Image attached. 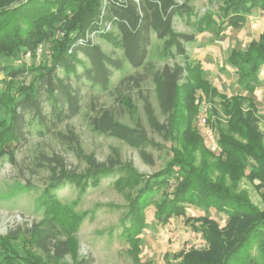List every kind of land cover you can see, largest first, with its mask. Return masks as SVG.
<instances>
[{
  "label": "trees",
  "instance_id": "16d2710c",
  "mask_svg": "<svg viewBox=\"0 0 264 264\" xmlns=\"http://www.w3.org/2000/svg\"><path fill=\"white\" fill-rule=\"evenodd\" d=\"M19 1L0 0V56L19 60L18 65L0 63V112L4 114L0 115V161L6 158L15 164L16 153L26 144L28 126L33 123L39 136L51 135L67 144L86 166L83 172L76 173L66 168L58 154L40 156L49 172L41 200L42 218L23 232L10 231L0 236V264H61L67 255L75 261L74 235L83 216L62 204L54 191L69 183L83 194L106 177H116L113 184L117 190L135 189L131 195L128 193L119 234L129 244L135 262L140 252V235L147 227L145 210L153 204L158 225L181 217L183 224L205 242L204 248L179 251L174 256L178 264H264V133L258 126L253 99L264 67V25L258 38L245 49L229 51L227 63L234 70L235 85L243 93L227 95L210 85L200 62L190 60L185 45L194 41L195 34L174 30L175 17L192 15L191 7L184 2ZM256 10L264 11V0H222L216 13H207L197 22L196 33L208 31L217 21V28H239L245 17ZM57 27L65 33L62 39L53 40ZM93 34L120 50L129 67L143 70V74L123 76L118 84L132 80L138 86L142 77L148 76L156 87L165 122H159L148 100L144 114L152 132L170 144V156L162 169L151 175L137 173L121 161L117 151L98 162L82 152L73 130H59L61 124L80 112L81 95L76 83L107 91L114 72L124 70L123 59L95 44L90 38ZM49 39L50 63L28 65L26 53L34 57L36 46ZM155 42L159 45L158 60L171 59L173 65L155 66L150 55ZM197 90L210 99H219V109L213 111L220 147L217 155L202 145L193 124V95ZM126 108L134 118L132 103ZM88 125L93 132L114 137L138 150L149 165L153 164V156L147 148L164 149L148 136L140 118L127 126L102 109L89 118ZM242 177L255 183L262 196V208L235 191L236 181ZM226 179L234 183L231 189L224 184ZM170 180L172 189L154 202L157 192L170 187ZM187 207L205 214L214 209L226 217L225 223L220 226L206 215L189 216ZM74 263L87 264L85 260Z\"/></svg>",
  "mask_w": 264,
  "mask_h": 264
},
{
  "label": "rangeland",
  "instance_id": "374dc122",
  "mask_svg": "<svg viewBox=\"0 0 264 264\" xmlns=\"http://www.w3.org/2000/svg\"><path fill=\"white\" fill-rule=\"evenodd\" d=\"M20 0L19 2H23ZM191 7L192 15L187 17H175L173 27L177 32L195 34L193 42L185 45L190 60L200 62L204 75L211 86L220 92L230 95L232 93H243L235 85L234 70L227 63L230 50H243L249 42L256 40L264 25V11H253L245 17V21L239 28H217V22L212 24L209 30L196 33L197 22L207 13H216L221 6L222 0H177ZM17 4V3H16ZM205 24V23H204ZM205 25H202V28ZM218 30L221 32L218 35ZM64 30L57 27L52 35L53 40H60L64 36ZM95 44L107 52L121 59L122 53L115 49L96 34L90 35ZM51 39V40H52ZM51 40L39 43L35 48L34 57L28 52L24 56L29 65L44 62L50 63ZM158 43L155 42L150 48L151 60L156 67L173 65L174 60H158L156 57ZM19 60L6 59L0 56V63L18 65ZM124 61V59H123ZM143 74L141 69H133L124 61V70L115 71L111 79L112 85L109 90L101 91L98 87L89 84L76 83L81 95V109L78 115L71 120L61 124L59 130L66 132L73 130L78 137L80 148L85 155H92L96 161L104 162L113 151H117L123 163L131 165L141 175H151L160 169L169 160V143H165L160 136L153 133L149 128L144 114V104L148 100L153 112L160 123L165 122L161 114L156 98V87L150 77H142L138 86L132 80L118 84L119 80L126 75ZM261 85L255 92L253 99L257 107L258 126L264 133V67L261 69ZM263 74V75H262ZM61 75V73H60ZM3 79L0 73V80ZM21 83L22 79H17ZM23 81H29L24 79ZM185 81V80H184ZM1 86V84H0ZM193 104L196 107L193 124L202 145L213 154L220 152L217 144V131L213 125L215 114L213 111L219 109V99H210L206 94L197 90L194 93ZM211 100V101H210ZM132 103L134 118H131L126 108ZM102 109L110 111L114 117L127 126L133 125L135 118H140L147 130L148 136L155 142L161 144L164 149L157 151L147 148V152L153 156V164L149 165L141 159L138 150L129 147L124 142L107 135L93 132L89 125V118ZM0 115L4 114L0 112ZM218 117H221L219 115ZM210 132L211 141L207 133ZM60 155L68 170L81 173L85 168L83 158L77 156L71 148L51 135L39 136L33 123L28 126V139L16 153L15 164L9 163L6 158L0 161V236L10 231L23 232L32 224L42 218L41 200L43 190L49 179V172L42 165L40 156ZM116 177L103 178L97 187H90L83 194L69 183L59 186L54 194L57 199L74 213L83 216V220L74 235L76 240L75 261L71 255L65 256L64 264H77L74 262L85 260L87 264H178L175 255L187 246L205 247V242L198 234L191 231L183 224V218H172L166 225L160 226L156 223L155 207L149 205L145 210L146 229L140 235V252L138 262H135L129 253V244L120 237V222L125 214L128 193L131 195L135 189L123 187L117 190L113 184ZM228 179V178H227ZM225 185L233 187L230 180ZM171 180L169 188H163L153 198L154 202L162 198L164 191L172 189ZM255 183L245 177L236 181L235 191L242 197H246L255 206L262 208L263 201L260 192L256 190ZM186 213L192 217L206 215L218 222L220 226L225 223V216L208 210L207 214L192 207L186 208ZM17 244H21L17 241ZM62 262H60L62 264Z\"/></svg>",
  "mask_w": 264,
  "mask_h": 264
},
{
  "label": "built area",
  "instance_id": "2783aa9c",
  "mask_svg": "<svg viewBox=\"0 0 264 264\" xmlns=\"http://www.w3.org/2000/svg\"><path fill=\"white\" fill-rule=\"evenodd\" d=\"M207 135L209 136L210 140L212 141V140H213V137H212L211 133L208 132ZM192 247H193V248H197V246H192ZM189 248H191V246H187L186 250H188ZM186 250H185V251H186Z\"/></svg>",
  "mask_w": 264,
  "mask_h": 264
},
{
  "label": "crops",
  "instance_id": "0c3cea01",
  "mask_svg": "<svg viewBox=\"0 0 264 264\" xmlns=\"http://www.w3.org/2000/svg\"><path fill=\"white\" fill-rule=\"evenodd\" d=\"M263 75V74H262ZM263 80V78L261 77V74L259 76V81H260V84L262 83L261 81Z\"/></svg>",
  "mask_w": 264,
  "mask_h": 264
}]
</instances>
